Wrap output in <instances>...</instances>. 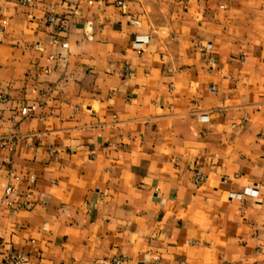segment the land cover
Returning <instances> with one entry per match:
<instances>
[{"label": "crops", "instance_id": "obj_1", "mask_svg": "<svg viewBox=\"0 0 264 264\" xmlns=\"http://www.w3.org/2000/svg\"><path fill=\"white\" fill-rule=\"evenodd\" d=\"M0 93V264H264V0H0Z\"/></svg>", "mask_w": 264, "mask_h": 264}, {"label": "built area", "instance_id": "obj_2", "mask_svg": "<svg viewBox=\"0 0 264 264\" xmlns=\"http://www.w3.org/2000/svg\"><path fill=\"white\" fill-rule=\"evenodd\" d=\"M118 3H122V1H118ZM47 19L50 21V22H57L58 23V27L60 29L63 28L64 26V23H63V19L59 18L58 16H55L53 14H49L47 16ZM145 41V38L140 36V37H137L134 42H133V45L135 47H140L142 46L143 42ZM210 47V44H207L206 45V48H209ZM7 98L4 94H1L0 93V102L2 101H5ZM34 105H31V106H24L22 107L21 109V113L23 115H28L30 112L33 111L34 109ZM205 178V174L203 172H201L200 170L196 169L194 172H193V181L194 183L198 184L200 183L203 179ZM244 193H249V194H252V195H257L258 194V188H250V187H246L244 188ZM13 194H14V190L12 188V186L8 185L5 187V190H4V196H3V200L4 202L9 205V206H14L15 204H18V202L13 198ZM28 202L24 201L22 204L20 205H24V206H28ZM6 261L10 262V263H14V264H19L23 261V258L19 255H9L6 257ZM122 258L121 257H114L111 261L112 264H121L122 263Z\"/></svg>", "mask_w": 264, "mask_h": 264}]
</instances>
